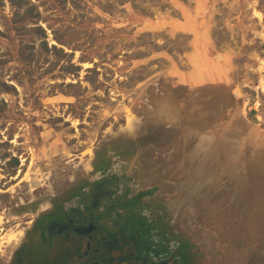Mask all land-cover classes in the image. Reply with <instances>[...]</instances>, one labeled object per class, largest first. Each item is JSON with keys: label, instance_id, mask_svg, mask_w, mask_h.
I'll list each match as a JSON object with an SVG mask.
<instances>
[{"label": "rangeland", "instance_id": "obj_1", "mask_svg": "<svg viewBox=\"0 0 264 264\" xmlns=\"http://www.w3.org/2000/svg\"><path fill=\"white\" fill-rule=\"evenodd\" d=\"M24 1L0 0V237L103 168L196 264H264V0Z\"/></svg>", "mask_w": 264, "mask_h": 264}, {"label": "flooded vegetation", "instance_id": "obj_2", "mask_svg": "<svg viewBox=\"0 0 264 264\" xmlns=\"http://www.w3.org/2000/svg\"><path fill=\"white\" fill-rule=\"evenodd\" d=\"M57 205L39 206L0 264H29L33 247L46 248L43 264H185L182 244L158 211L124 197L111 171Z\"/></svg>", "mask_w": 264, "mask_h": 264}, {"label": "bare ground", "instance_id": "obj_3", "mask_svg": "<svg viewBox=\"0 0 264 264\" xmlns=\"http://www.w3.org/2000/svg\"><path fill=\"white\" fill-rule=\"evenodd\" d=\"M134 121V120H133ZM132 119L130 116L126 117L125 129H132ZM124 129V128H123ZM134 129V128H133ZM2 220L0 219V231L2 229ZM21 236L20 232L17 231H8L2 237H0V252L7 246L15 244L19 237Z\"/></svg>", "mask_w": 264, "mask_h": 264}, {"label": "trees", "instance_id": "obj_4", "mask_svg": "<svg viewBox=\"0 0 264 264\" xmlns=\"http://www.w3.org/2000/svg\"><path fill=\"white\" fill-rule=\"evenodd\" d=\"M11 5L12 4H19V3H26L25 1L23 2V0H7ZM28 4H30V6H32V7H34V5L33 4H31V2L30 1H28L25 5H28ZM32 7H31V9H32ZM31 9H28V11H31ZM27 11V12H28ZM103 170V168L102 169H99V171H102ZM177 238H179V237H177ZM182 239H178V241H181ZM183 240H185V239H183ZM181 244V243H180ZM182 249H185V253H184V260H185V264H196L195 262H194V259H196L197 258V254L195 253V254H192V252H190V251H194V247L187 241V240H185V242H184V246L182 245V247H181Z\"/></svg>", "mask_w": 264, "mask_h": 264}]
</instances>
